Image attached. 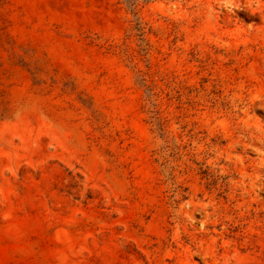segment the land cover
<instances>
[{
  "label": "rangeland",
  "instance_id": "374dc122",
  "mask_svg": "<svg viewBox=\"0 0 264 264\" xmlns=\"http://www.w3.org/2000/svg\"><path fill=\"white\" fill-rule=\"evenodd\" d=\"M0 264H264V0H0Z\"/></svg>",
  "mask_w": 264,
  "mask_h": 264
}]
</instances>
